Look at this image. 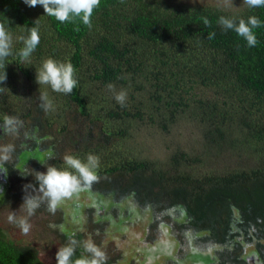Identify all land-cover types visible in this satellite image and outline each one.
Here are the masks:
<instances>
[{
	"label": "trees",
	"instance_id": "trees-1",
	"mask_svg": "<svg viewBox=\"0 0 264 264\" xmlns=\"http://www.w3.org/2000/svg\"><path fill=\"white\" fill-rule=\"evenodd\" d=\"M170 1L100 0L88 26L78 17L60 23L46 15L40 5L29 7L23 0H0V26L13 39V54L0 61V71L5 66L6 72V80L0 82V119L17 117L23 129L38 113L39 119L33 123H47L51 117L42 114L43 96L53 107H59L56 112L74 108L82 115L80 123L94 130L96 123L104 127L107 140L115 139L111 150L103 145L87 149L90 146L85 143L84 149L69 155L78 159L83 155L81 161L90 154L98 157L94 173L107 188L110 185L125 191L127 186L134 187L143 193L139 200L147 202L146 198L153 196L155 186H159L169 193L172 204L179 203L182 221L187 219L194 232L210 231L217 242L232 240L238 233L248 242L255 240L261 250L264 7L250 8L245 3L234 10ZM220 16L245 20L257 17L261 22L253 29L257 44L249 47L234 31H225L218 23ZM30 28L38 29L40 43L30 60L22 63L18 52L23 44L19 37L26 36ZM212 33L215 35L209 38ZM48 58L74 67L78 84L71 94L57 93L36 83L35 72ZM90 83L101 88L96 97L90 92ZM109 84L114 86L112 91ZM121 90L127 92L124 106L114 98L108 99ZM192 117L201 124L202 132L187 145L191 153L181 150V145L165 153L163 166H159L162 161L158 163V159L121 147L132 139V130L149 124L167 132L174 123L187 122ZM215 142L218 146L220 142L238 145L247 157L255 154V165L242 166L244 161L225 174L201 176L178 169L179 164L202 162L201 153L216 154L218 148L212 145ZM196 148L199 151L193 153ZM206 149L207 153L203 151ZM94 182L90 187L96 186ZM233 223L239 227L237 231ZM255 225L261 226L260 232H255L256 238L251 233ZM20 255V250L0 243V261L23 264ZM80 258L74 252L73 264Z\"/></svg>",
	"mask_w": 264,
	"mask_h": 264
},
{
	"label": "flooded vegetation",
	"instance_id": "flooded-vegetation-1",
	"mask_svg": "<svg viewBox=\"0 0 264 264\" xmlns=\"http://www.w3.org/2000/svg\"><path fill=\"white\" fill-rule=\"evenodd\" d=\"M0 123H3L1 119ZM41 128V125L29 121L16 134L0 132L1 142L5 141L6 145L15 146V152L7 161L0 159V168H4L7 172L6 174L0 172V188L3 189V196L0 197V243L3 246L10 245L14 250L15 248L20 250V254H22L20 256L25 262L23 264L46 263L41 259L42 253L39 254L37 249L30 247L33 245L31 242L36 241L33 238L34 234L32 241H26V235L24 238L11 239L15 234L9 231L5 232L2 229V227L7 228L8 226L2 215H8L10 208L17 207L22 211L20 205L26 194L23 186L30 184V182L34 183V186H38L35 177L39 172L46 171L44 168L49 167V163L53 161V152L57 153L55 136L48 132H40ZM49 139L53 141H47ZM25 172L28 174L21 175ZM19 182H23L24 185L20 187ZM94 185L96 186L92 185V187L74 194L71 198L65 199L71 204L72 209L75 206V216H78V220L74 219L73 225H71L73 231H69L68 227L63 226L64 216L63 220L60 217L59 222H57L58 216L55 220L56 224H54L61 230L63 246L75 241L74 252H78L81 257H87L89 260L93 258L86 251L84 243L86 237L83 233L85 224H87L88 229H99L100 226H103L102 230H105V221H108L110 225L111 223L112 225H122L123 229L133 226L132 224L137 222L147 239L152 240L150 246L154 245L148 252L153 251V254H161V257L164 258L163 264H167L166 261L169 264H264V247L260 250L255 240L248 242L241 235L235 233L236 236L232 240L230 238L226 241L217 242L210 231L201 233L198 229L196 232L191 230L187 219L185 222L182 221L184 215L181 214L179 203L172 204L169 200V193L161 190L159 186H155L158 189L156 197L160 200L157 203L158 200L152 199V195L150 198H146L147 202L140 201L139 198L143 193L140 194L134 187L127 186L125 191H118L115 187L108 189L107 185L99 179L94 182ZM27 191L31 192L32 190L28 189ZM83 194L90 196L88 202L82 199L85 197ZM65 200L54 213L47 210L46 204H42L33 217L40 218L46 214L51 219V215L57 214L63 207ZM127 200L128 202H126ZM129 205L133 208H127ZM147 205L152 208L150 219L145 225L141 222L138 224L137 220L142 216V211L146 210ZM50 225L51 223H47L46 226L51 228ZM65 225H68V221L65 222ZM123 225L126 226L123 227ZM233 227L235 231L239 228L235 223H233ZM260 230L261 226L255 225L251 233L256 238L255 232H260ZM152 234H156V236H151ZM261 242L264 244V239ZM5 263V260L0 261V264ZM103 264L118 263L105 259Z\"/></svg>",
	"mask_w": 264,
	"mask_h": 264
},
{
	"label": "rangeland",
	"instance_id": "rangeland-1",
	"mask_svg": "<svg viewBox=\"0 0 264 264\" xmlns=\"http://www.w3.org/2000/svg\"><path fill=\"white\" fill-rule=\"evenodd\" d=\"M166 1L169 2V0ZM173 1L175 0H171L170 3H173ZM181 1L191 4L206 3L209 5L234 10H239L245 4L244 0ZM89 89L93 97H96L101 93V88L98 87L96 83H90ZM116 93L118 92L116 91L115 94ZM109 96L111 97H108V99L114 98V95ZM53 108L55 109H53L50 114L48 113L49 111H45L42 109L43 116L47 118L51 117V120L47 121V123L45 121H41L43 122V125H41L42 128L40 129V132H48L52 134V136H55V147L57 153L53 152V161L49 163V167H55L56 162V168L75 172L74 169H67V165L65 164V157L69 156L70 152L84 149L85 143L89 144L90 146L87 149H91L101 145L109 150L113 149L115 139L111 138L110 140H107L108 137L106 136L104 127L102 128L95 123V126L98 130H94L92 129V127H87L86 123H80L82 115L74 110V108H64V110L61 108L62 113L56 112L57 108H59L57 105ZM38 119L39 114L37 113L36 117H34L32 121H38ZM200 128L201 124L193 117L190 118L187 122L180 121L179 123H174L167 132L160 131L157 125L148 124L142 126L141 129L132 130V139L126 145L121 144V147L122 149H128L134 151L135 153H143V156L145 154V156H149L150 158H153L155 160L158 159L157 161L158 163H160L162 160H164V155L166 152L174 151L176 150V148H180L181 145L183 146L181 150L191 153L192 148H189L187 145L191 142V138H198L197 136L201 135L202 131ZM99 130L101 133L99 132ZM232 133L234 132H231V134ZM238 137L239 135H232V138L237 139ZM47 141L52 142L53 140L49 139ZM203 142L205 141L203 140ZM216 143L217 142L212 144L218 148L216 154L206 155L204 153H201V158H203L202 162L196 163L195 165L179 164L178 169L185 173L187 171L190 172L189 174L201 176L204 174H225L230 170L233 171L234 168H239L244 161L245 162L242 166L246 167L255 165V161L253 158L256 157L255 154L249 153L247 157L246 151L239 150L238 145L231 147L220 142L218 146ZM2 145H6V142L0 141V146ZM207 150L208 149L203 151L207 153ZM198 151L199 148H196L193 153H197ZM81 159H83V155L81 156L80 160ZM159 166H163V161L159 164ZM46 168H48V166ZM74 172L72 173L76 174V172ZM30 184L34 186V183L30 182ZM18 185L22 187L24 183L19 182ZM108 188L112 187H110L109 185ZM153 191L154 199L158 200L159 202V199L156 197L158 195V189L155 187ZM83 195L85 197L82 199L84 201L87 200L88 202L90 200V196L87 194ZM126 202H128V200ZM120 207H123V205H120ZM127 208L132 209L133 206L130 207L129 205L127 206ZM145 209L146 210L142 211V216L137 220L138 224L141 222L145 225L150 219L152 208L147 205ZM115 210L117 211V209ZM9 211L16 212L18 217L24 215L23 210L20 211L17 207L10 208L8 212ZM75 214V206L72 209L71 204H69L67 200H65L63 207L59 212H57V214L51 215V219L48 218V215L46 214H43L40 218H35L33 216L30 217L29 223L31 224V228L27 234L21 232L15 225L9 224L6 219L7 215L1 214L5 218V221L8 223L7 228L2 227V229L5 232L9 231L10 233L15 234V236H13L11 239H15L16 237L24 238V235H26L27 238L25 240L32 241V236L34 234L33 238L36 241H32L31 243L34 246L32 245L30 247L37 249L39 254L40 252L42 253L41 259L46 264H56L55 254L60 247H64L61 243L62 233L59 227L56 226L49 228L46 225L47 223H51V225H54L56 224L55 220L58 216L59 217L57 219V222H59L60 217L63 220L64 216L65 219L63 220V226L68 227L69 231H73V228L71 226L73 225V220H78V216H75ZM66 221H68V225H65ZM132 225L133 226H128L126 229H123L122 225H112V223L110 225L108 221H105V230H102L103 226H100L99 229H88L87 224H85L83 230L84 236H86L84 238L85 247L88 244L96 247L103 254V261L105 259H108L117 261L118 264H149L150 261V264H163L162 260H164V258L161 257V254H153V251L150 253L148 252L149 249L154 246H150L152 240L150 238L147 239V236L143 232L142 228L137 225V222L133 223ZM125 226L126 225H123V227ZM91 228H94V226H91ZM151 236H156V234H152ZM31 243H29V245H31ZM23 246L26 245L23 244ZM166 263L169 264V262L167 261Z\"/></svg>",
	"mask_w": 264,
	"mask_h": 264
},
{
	"label": "clouds",
	"instance_id": "clouds-1",
	"mask_svg": "<svg viewBox=\"0 0 264 264\" xmlns=\"http://www.w3.org/2000/svg\"><path fill=\"white\" fill-rule=\"evenodd\" d=\"M29 7L37 5L42 6L44 13L54 17L58 22H70L74 18H80L84 25L91 26V17L93 10L99 6L100 0H23ZM250 8L264 7V0H244ZM207 24V21H205ZM219 25L225 30L234 31L238 36L242 37L249 47H254L257 44V37L253 29L260 27L261 22L255 16H250L247 20L243 18H234L220 16L218 18ZM215 34L212 33L209 38ZM23 44L18 55L21 62L30 60L40 43V34L38 29L30 28L26 36L19 37ZM13 39L9 32L0 26V61L12 55ZM5 66L0 71V82L6 80ZM75 69L71 63L60 62L52 58H48L42 62L38 72H35V80L38 85H46L52 91L62 94H71L77 86L78 81L75 78ZM110 91L114 86L109 84ZM41 99V107L45 111L53 110L52 103L46 96ZM114 99L121 106L125 105L127 100V92L119 91L114 95ZM22 127V122L17 117L6 116L3 123H0V132L5 134H16ZM15 152V146L12 144L0 146V159L7 161ZM65 164L74 169L78 175L67 170H61L56 167H48L46 171L39 172L35 177L38 186L32 184L24 185L25 195L20 208L24 215L18 217L16 212L9 211L7 222L15 225L25 234L30 231L31 224L29 218L32 217L36 210L42 204H46L47 210L54 213L57 207L67 198H71L74 194L90 187L97 177L94 170L98 167V157L88 155L86 161H81L73 156L65 157ZM0 172L7 173L4 168H0ZM27 172L21 173L26 175ZM31 189V192L27 190ZM3 196V189L0 188V197ZM50 227H56L50 225ZM75 241L70 244L60 247L55 254L56 264H73L72 257L74 254ZM86 251L91 253L93 258L89 260L87 257H81L75 261V264H103V254L91 244L86 245ZM150 264V261H149Z\"/></svg>",
	"mask_w": 264,
	"mask_h": 264
}]
</instances>
